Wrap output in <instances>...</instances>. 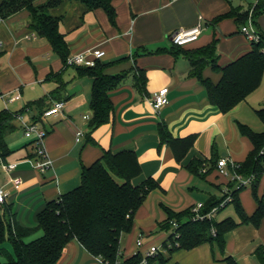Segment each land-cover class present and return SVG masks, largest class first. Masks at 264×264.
Instances as JSON below:
<instances>
[{
    "label": "crops",
    "instance_id": "1",
    "mask_svg": "<svg viewBox=\"0 0 264 264\" xmlns=\"http://www.w3.org/2000/svg\"><path fill=\"white\" fill-rule=\"evenodd\" d=\"M113 5L117 12L115 25L105 11H87L79 1L67 0L49 11L53 17L62 18L60 31L71 54L103 50L106 56L101 62L108 65L106 74L143 70L147 75L145 93L134 87L132 77L111 93L112 120L94 131L96 143L87 142L94 79L80 76L75 67L65 66L48 41L30 28L27 11L6 21L0 19V50L3 52L0 112L22 111L23 118V122L16 118L17 130L7 136L13 154L6 163L0 162V190L7 194L5 202L0 203V217L34 228L48 202L80 186L83 167L91 166L107 150L134 151L142 168L135 183L153 178L160 188L147 198L136 214L132 232L127 239H122L123 259L127 260L138 253L144 255L149 245H156L145 239L160 231L158 225L168 219L164 208L181 213L205 204L211 196L219 199L227 193L231 180L219 173L218 163L226 159L231 170L234 164L245 162L253 151L251 141L240 133L238 124L247 125L241 118L246 104L257 106L259 109H254L257 112L264 110V99L257 101L258 96H255L263 89L264 76L258 90L231 112L223 114L209 102L202 82L191 76V65L184 51L174 49L170 39L176 30L200 24L203 31L199 40L184 47L185 51L215 45L217 65L226 67L252 50L241 33L244 25L238 19L251 14L257 0H113ZM232 11L235 15L229 16ZM250 18L264 36V12ZM203 77L217 84L221 75L207 66ZM165 88L169 90V103L156 112L151 104L152 96ZM58 89L59 94L54 95ZM6 95L11 98L20 95V98L9 102ZM59 99L65 103L63 110L40 118L45 108ZM39 100H44L45 104L36 111L34 103ZM23 123H35L47 131L44 148L52 165L45 173L36 166L37 157L29 158L35 151L32 141L24 136ZM161 124H165L176 139L196 137L193 148L181 163L176 161L171 148L161 144ZM79 132L84 135L78 142ZM193 160L203 162V172H209L206 177L195 175L187 168ZM5 165L16 167L7 171ZM15 178H20L21 183L15 184ZM250 191L252 200L248 205L241 198L243 191L239 195L248 215L258 207ZM263 194L264 178L258 189V195ZM221 213L216 214L218 220ZM170 235L161 234L162 244L156 246H163ZM139 239L144 243L141 249L137 247ZM225 241V252L217 245L205 244L190 251L166 253L164 257L169 259L167 264H225L229 256L238 264H260L254 253L264 245V220L258 229L253 225L238 227L226 234ZM8 248L12 251L10 245ZM58 264L104 263L74 240L68 244Z\"/></svg>",
    "mask_w": 264,
    "mask_h": 264
},
{
    "label": "trees",
    "instance_id": "2",
    "mask_svg": "<svg viewBox=\"0 0 264 264\" xmlns=\"http://www.w3.org/2000/svg\"><path fill=\"white\" fill-rule=\"evenodd\" d=\"M40 0H3L0 4V19L9 18L27 11L30 15V28L44 38L51 45L53 52L66 63L71 55L69 45L64 34L60 31L62 18L53 17L50 9L59 6L67 0H48L38 4ZM79 1L87 11L101 9L106 12L109 21L115 25L117 12L113 0H69ZM264 12V0H259L254 9L253 18ZM249 14L239 16V23L245 25ZM232 11L229 16H234ZM238 16V15H237ZM262 35V34H261ZM262 42L252 44L250 53L242 56L226 67L217 65L215 45L202 50L185 51L184 47L174 46V49L184 51L191 65V76L202 82L206 89L209 102L221 113L227 114L253 94L261 86L264 76V36ZM3 52L0 50V58ZM207 66H212L220 73L217 84L203 77ZM101 60L91 67L77 66L80 76L94 79L90 108L92 118L89 122L87 142L96 143L93 133L96 129L110 123L114 113L111 93L117 90L129 77L134 80V87L141 93L146 92L147 75L143 70L109 75ZM60 89L53 94L58 95ZM62 101L59 99V102ZM45 104L44 100L34 103L39 108ZM51 107V106H50ZM45 108V110L49 109ZM30 108V107H29ZM28 108V109H29ZM27 110V108H26ZM45 110L40 115L43 116ZM25 111V110H24ZM264 121V110L257 112ZM21 112L13 113L7 109L0 112V162L6 163L13 154L7 142V136L17 130L14 124ZM239 131L246 136L253 145V151L245 162L236 164V171L243 176H254L250 189L258 207L252 215H248L240 201V192L244 188H237L233 181L229 183V191L222 197L211 196L200 210L201 215H208L215 208L217 214L228 206L234 205L238 220L227 217L195 218L193 208L176 213L164 208L168 219L158 225L160 231H171L169 239L163 247L173 254L180 250L190 251L202 245H217L225 252V236L229 232L243 225H253L259 228L264 220V194L258 195V189L264 178V132L256 133L248 125L238 124ZM162 145H167L174 153L175 159L181 163L193 148L196 137L176 139L172 137L167 126H159ZM37 157L36 148L31 143ZM187 168L195 175L206 177L209 172H203V162L193 160ZM142 174L138 156L134 151L114 153L104 151L102 156L89 167H83L80 186L56 200L47 203L46 208L38 215V225L34 228L24 227L15 220H5L0 217V264H58L68 244L78 241L90 254L100 258L103 263L123 262L125 264H141L144 256L138 253L130 259L124 260L122 253V239L132 232L137 212L144 205L149 195L160 188L158 182L149 178L140 184L135 180ZM231 202L222 206L226 199ZM177 223L174 229L172 223ZM40 234L39 236H37ZM9 244L12 251L8 250ZM260 264H264V245L255 251ZM169 259L163 255L150 260V264H167ZM225 264H238L229 256Z\"/></svg>",
    "mask_w": 264,
    "mask_h": 264
},
{
    "label": "built area",
    "instance_id": "3",
    "mask_svg": "<svg viewBox=\"0 0 264 264\" xmlns=\"http://www.w3.org/2000/svg\"><path fill=\"white\" fill-rule=\"evenodd\" d=\"M258 2L259 0H257V4ZM202 31L203 28L200 24L190 29L181 28L179 30H176L174 33H172L170 35V39L174 46L186 47L190 44L196 43L199 40ZM241 33L246 37V39L249 41L251 45L258 44L263 40L262 35L260 31L256 28L255 24L253 23L252 18H250L248 22L244 26H242ZM105 56L106 53L103 50H99V49L87 50L84 52L71 54L67 60L66 65L68 67H77V66L91 67L95 64L96 61L103 60ZM168 93L169 90L165 88L153 94L151 99V104L156 112H159L163 107H165L169 103ZM5 97H7V100L9 102H12L15 99H19L20 95H18L16 98H11L9 95H6ZM64 105L65 103L63 101L60 102L58 101L54 103L49 109L45 110L43 117L47 118L59 114L63 110ZM16 118L19 121L23 122L22 115H18ZM85 118L88 119V117ZM23 124H24L25 137L31 140L36 148V152L38 155V161L36 162V166L42 173H45L52 165V162L49 159L48 154L44 148V141L47 137V131L35 123H31V124L23 123ZM83 135L84 134L82 132L78 133L77 136L78 142L80 141L81 137H83ZM15 167H16L15 165L4 166V168L7 171L13 170L15 169ZM218 170L222 176L229 178L231 181L235 182L237 184L238 189L250 187L253 181L255 180V177L253 175L247 177L239 174L236 171V164H234L232 166V169L229 170L228 161L226 159H222L219 161ZM13 182L15 184H20L21 179L15 178L13 179ZM6 197L7 194L5 193V191L0 190V203H4ZM229 202H231L230 197L225 200L222 206ZM203 205L204 204H198L196 207L193 208V212L195 213V218L198 220H203L206 217L209 219L216 218L217 208H215L208 215H201L200 210L203 208ZM172 226L174 227V229L178 228V224L175 222L172 223ZM137 247L139 249L144 247V243L142 239H139L137 241ZM166 253H168V249H164L163 246L149 245L148 248L145 250V253L143 255L144 258L141 264H150L151 259L160 255L164 256ZM104 264H112V263L107 262ZM114 264H125V263L116 262Z\"/></svg>",
    "mask_w": 264,
    "mask_h": 264
},
{
    "label": "rangeland",
    "instance_id": "4",
    "mask_svg": "<svg viewBox=\"0 0 264 264\" xmlns=\"http://www.w3.org/2000/svg\"><path fill=\"white\" fill-rule=\"evenodd\" d=\"M40 4V2L38 3ZM254 14V10L251 12V14H249V17ZM255 96L257 97V101H261L264 99V85H263V89H260ZM37 109L36 111H38L39 106L36 105L35 106ZM257 106H255L256 108ZM255 108H253L252 105H248L246 104L244 107V111L241 114V118L244 119L243 123L247 124L253 131L262 133L264 132V123L262 121V119L260 118L259 114L257 113L256 110H254ZM259 109V108H256ZM258 129V130H257ZM25 136V135H24ZM26 138V137H25ZM27 139V138H26ZM229 191V190H228ZM227 191V192H228ZM243 193L241 194V198H243V200L245 201V204L248 205L249 201L252 200V196H251V191H250V187H246L243 190ZM150 196V195H149ZM243 201V203H244ZM231 216L233 217L235 220H238V216L236 214L235 211V207L234 205H230L228 206L224 211H222V213L219 216V220H223L224 218ZM260 228V227H259ZM258 229V228H257ZM171 232H162V231H156L155 235L152 237H147L145 239V242H149V241H154L156 245H160L162 244L161 242V234H170ZM128 235H125L124 238L127 239ZM123 238V239H124ZM150 243V242H149ZM7 248L9 247V245L6 246ZM164 249H166L165 247H163ZM9 249V248H8ZM169 253V250H168Z\"/></svg>",
    "mask_w": 264,
    "mask_h": 264
}]
</instances>
